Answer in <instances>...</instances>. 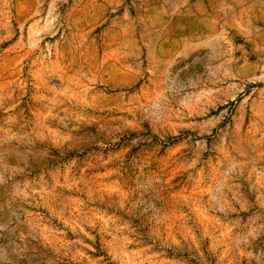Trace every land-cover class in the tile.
Instances as JSON below:
<instances>
[{"label": "rangeland", "instance_id": "obj_1", "mask_svg": "<svg viewBox=\"0 0 264 264\" xmlns=\"http://www.w3.org/2000/svg\"><path fill=\"white\" fill-rule=\"evenodd\" d=\"M0 264H264V0H0Z\"/></svg>", "mask_w": 264, "mask_h": 264}]
</instances>
